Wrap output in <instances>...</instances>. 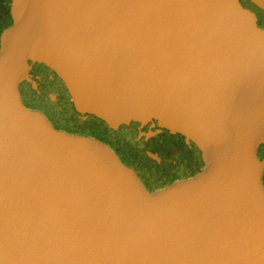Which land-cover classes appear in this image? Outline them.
<instances>
[{"label":"water","instance_id":"1","mask_svg":"<svg viewBox=\"0 0 264 264\" xmlns=\"http://www.w3.org/2000/svg\"><path fill=\"white\" fill-rule=\"evenodd\" d=\"M11 2L0 45V264H264V154L253 161L264 145V31L254 15L237 0ZM35 62L79 114L182 135L211 178L143 197L104 146L21 109L15 93L36 88Z\"/></svg>","mask_w":264,"mask_h":264},{"label":"flooded vegetation","instance_id":"2","mask_svg":"<svg viewBox=\"0 0 264 264\" xmlns=\"http://www.w3.org/2000/svg\"><path fill=\"white\" fill-rule=\"evenodd\" d=\"M237 1L254 15L255 28L264 31V10L249 0ZM11 5V0H0V45L13 25ZM29 74L36 88L32 89L25 82L18 87L15 95L21 109L56 133L90 139L104 146L143 197H160L179 187L203 183L211 178L200 150L192 142H186L182 135L168 133L157 122L154 126L161 129L159 133H154L151 123L131 122L112 129L92 115L77 113L71 106L64 83L46 65L31 64ZM90 131L101 140L84 135ZM148 132L153 134L146 137ZM263 154L264 145H261L253 155V161L259 162ZM259 187L264 197V172Z\"/></svg>","mask_w":264,"mask_h":264},{"label":"rangeland","instance_id":"3","mask_svg":"<svg viewBox=\"0 0 264 264\" xmlns=\"http://www.w3.org/2000/svg\"><path fill=\"white\" fill-rule=\"evenodd\" d=\"M84 133V132H83ZM84 135H86V137H90V138H92V139H100L99 138V136L95 133V132H89V133H87V134H84ZM101 140V139H100Z\"/></svg>","mask_w":264,"mask_h":264}]
</instances>
